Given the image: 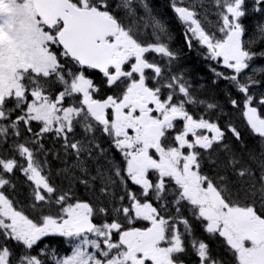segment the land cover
I'll use <instances>...</instances> for the list:
<instances>
[{
  "label": "snow or ice",
  "instance_id": "1",
  "mask_svg": "<svg viewBox=\"0 0 264 264\" xmlns=\"http://www.w3.org/2000/svg\"><path fill=\"white\" fill-rule=\"evenodd\" d=\"M166 9L0 0V264H264V0Z\"/></svg>",
  "mask_w": 264,
  "mask_h": 264
},
{
  "label": "flooded vegetation",
  "instance_id": "2",
  "mask_svg": "<svg viewBox=\"0 0 264 264\" xmlns=\"http://www.w3.org/2000/svg\"><path fill=\"white\" fill-rule=\"evenodd\" d=\"M173 33L176 37V43L179 45L181 43L180 40V32L182 31V28L179 25L174 24L173 26ZM195 62V63H193ZM185 67L192 71L194 75H204L207 71V68L205 67V64L202 60V58L194 51H186V55L183 61ZM195 65L192 67V65Z\"/></svg>",
  "mask_w": 264,
  "mask_h": 264
},
{
  "label": "trees",
  "instance_id": "3",
  "mask_svg": "<svg viewBox=\"0 0 264 264\" xmlns=\"http://www.w3.org/2000/svg\"><path fill=\"white\" fill-rule=\"evenodd\" d=\"M157 9H158L159 11H161V12H165V5L160 4V5L157 7ZM193 63H195V62H193ZM194 66H195V65L193 64L192 67H194Z\"/></svg>",
  "mask_w": 264,
  "mask_h": 264
}]
</instances>
